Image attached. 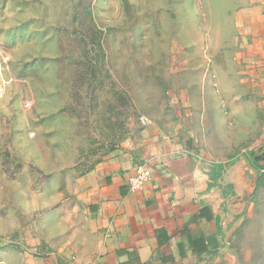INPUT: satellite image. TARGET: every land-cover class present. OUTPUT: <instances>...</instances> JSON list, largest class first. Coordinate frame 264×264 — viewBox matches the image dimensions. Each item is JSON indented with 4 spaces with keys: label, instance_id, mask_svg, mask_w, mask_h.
Instances as JSON below:
<instances>
[{
    "label": "rangeland",
    "instance_id": "374dc122",
    "mask_svg": "<svg viewBox=\"0 0 264 264\" xmlns=\"http://www.w3.org/2000/svg\"><path fill=\"white\" fill-rule=\"evenodd\" d=\"M233 6L0 0V264L61 246L82 214L76 178L139 142L141 116L188 141L198 164L262 148V98L235 78ZM259 169L231 236L237 264H264Z\"/></svg>",
    "mask_w": 264,
    "mask_h": 264
},
{
    "label": "crops",
    "instance_id": "0c3cea01",
    "mask_svg": "<svg viewBox=\"0 0 264 264\" xmlns=\"http://www.w3.org/2000/svg\"><path fill=\"white\" fill-rule=\"evenodd\" d=\"M228 21L235 78L256 91L264 109V0H234ZM262 152L264 144L254 157ZM258 163L264 160L198 164L183 137L151 121L139 142L76 178L81 217L61 246L26 264H237L231 236L251 206ZM142 166L151 178L130 191L129 178Z\"/></svg>",
    "mask_w": 264,
    "mask_h": 264
},
{
    "label": "built area",
    "instance_id": "2783aa9c",
    "mask_svg": "<svg viewBox=\"0 0 264 264\" xmlns=\"http://www.w3.org/2000/svg\"><path fill=\"white\" fill-rule=\"evenodd\" d=\"M140 122L142 126H146L149 123H151V120L144 116H141ZM150 178H151V171L149 167L142 166V167L137 168L134 175H132L129 178V181H128L129 190L137 191L141 189Z\"/></svg>",
    "mask_w": 264,
    "mask_h": 264
},
{
    "label": "trees",
    "instance_id": "16d2710c",
    "mask_svg": "<svg viewBox=\"0 0 264 264\" xmlns=\"http://www.w3.org/2000/svg\"><path fill=\"white\" fill-rule=\"evenodd\" d=\"M187 142H188V141H187ZM254 155H255V152H252V157H253V160H254V161L259 162V161H263V160H264V152L258 154V155L255 156V157H254ZM258 164H259V163H258ZM259 166H260V169L264 168V164H259ZM219 175H220V173H217V174H215V177L217 178ZM211 184H212V182H210L209 185H211Z\"/></svg>",
    "mask_w": 264,
    "mask_h": 264
},
{
    "label": "water",
    "instance_id": "95a60500",
    "mask_svg": "<svg viewBox=\"0 0 264 264\" xmlns=\"http://www.w3.org/2000/svg\"><path fill=\"white\" fill-rule=\"evenodd\" d=\"M245 173L248 175V177H250V178L253 177L252 170H251V168H250V166L248 164L246 166Z\"/></svg>",
    "mask_w": 264,
    "mask_h": 264
}]
</instances>
